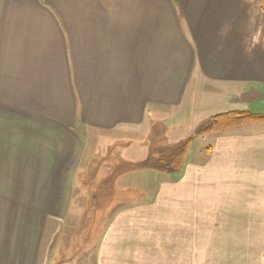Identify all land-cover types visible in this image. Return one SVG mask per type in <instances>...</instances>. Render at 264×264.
<instances>
[{
    "label": "crops",
    "instance_id": "obj_1",
    "mask_svg": "<svg viewBox=\"0 0 264 264\" xmlns=\"http://www.w3.org/2000/svg\"><path fill=\"white\" fill-rule=\"evenodd\" d=\"M243 95L264 99L259 0H0V264H264V122L186 134L181 171L105 207L84 174L106 157L81 165L92 133Z\"/></svg>",
    "mask_w": 264,
    "mask_h": 264
},
{
    "label": "rangeland",
    "instance_id": "obj_2",
    "mask_svg": "<svg viewBox=\"0 0 264 264\" xmlns=\"http://www.w3.org/2000/svg\"><path fill=\"white\" fill-rule=\"evenodd\" d=\"M243 97L231 104L221 102L217 106L212 107L213 112L249 107V110L264 113V99L247 102L248 96ZM209 118L210 113L204 112V114H196L194 112V106L185 103L179 113H176L170 118L167 117L166 119L160 120L159 124H156L154 127L152 126L154 123L151 122L147 130L138 133L129 135L120 132L103 135L92 133L90 135L91 140H85V157L81 165L89 167L91 164H94L96 166L98 165V160L106 157L102 168H98L93 172L90 171L89 174H84L86 176V184L90 185L89 190H86H88L90 195L94 192L92 194L93 203L97 202L98 204L101 202L104 203L103 206L105 207L108 205L106 202L111 200V197L116 194L122 195L123 193H130V191H148L152 193L155 190L157 191L163 180L160 176L162 174L164 175V173L154 170L151 171L149 168H145L140 162L158 148L174 146L178 141L185 139L186 134H195V128L205 125ZM206 145L207 143L204 146ZM112 148H115V150L112 151ZM154 174L159 175L153 176ZM146 175H152L153 177ZM117 178L119 179L118 182L120 180L122 181V185L119 187L115 185ZM131 179H134L132 185L130 184ZM133 186L134 188H132ZM86 190L85 188L82 190L84 196L89 195L86 194ZM85 230L86 228L82 232ZM54 260L60 263L57 257Z\"/></svg>",
    "mask_w": 264,
    "mask_h": 264
},
{
    "label": "trees",
    "instance_id": "obj_3",
    "mask_svg": "<svg viewBox=\"0 0 264 264\" xmlns=\"http://www.w3.org/2000/svg\"><path fill=\"white\" fill-rule=\"evenodd\" d=\"M264 9V0H259ZM264 122V113L249 109L224 111L212 115L205 125H202L195 135L204 133H221L243 126L246 123ZM194 137H188L179 143L175 148L163 147L152 152L146 159L141 161L145 168L160 173L174 174L181 171L186 163L189 147Z\"/></svg>",
    "mask_w": 264,
    "mask_h": 264
}]
</instances>
